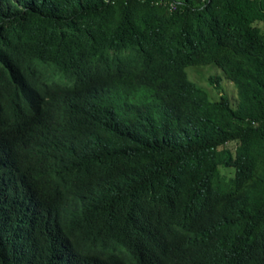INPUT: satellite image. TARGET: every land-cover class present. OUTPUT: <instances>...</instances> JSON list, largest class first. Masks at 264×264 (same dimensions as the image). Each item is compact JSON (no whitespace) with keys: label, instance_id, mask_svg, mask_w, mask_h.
I'll use <instances>...</instances> for the list:
<instances>
[{"label":"trees","instance_id":"1","mask_svg":"<svg viewBox=\"0 0 264 264\" xmlns=\"http://www.w3.org/2000/svg\"><path fill=\"white\" fill-rule=\"evenodd\" d=\"M169 1L0 0V264H199L175 260L159 230L192 200L211 239L235 249L222 264H264V251L245 256L249 236L264 245V0ZM208 63L234 102L186 78ZM43 67L68 81L41 89ZM49 124L88 134L60 141ZM221 210L240 215L236 230H220ZM98 234L103 256L76 239Z\"/></svg>","mask_w":264,"mask_h":264},{"label":"clouds","instance_id":"2","mask_svg":"<svg viewBox=\"0 0 264 264\" xmlns=\"http://www.w3.org/2000/svg\"><path fill=\"white\" fill-rule=\"evenodd\" d=\"M206 2H207L206 0H200V3L198 4V1L190 3L186 0H170L168 2V10L170 12L176 10H185L186 6L187 7L198 6V8L200 6V8H202ZM206 65L219 68L218 66L210 63L188 65V66H206ZM186 67L184 68L186 78L188 80L191 79L190 81H192L196 86H205L209 91L210 96L223 93V92H219L220 88L222 87L220 83V78L223 76L224 80L226 79L223 72L222 73L216 72L215 74H211L207 76L204 71L212 72L211 69H207L205 67L194 68L190 73V79H189L186 72ZM200 70H203L200 72V77L204 79L203 82H200L199 79H195L192 76V73L199 72ZM36 71L38 78H40L43 83L41 89H44V87L47 84H49L50 81H55V80H62L63 82L68 81V75L60 67L56 72H52L47 67H43ZM128 78L135 83H144L137 79H134V77L132 76H129ZM145 83L153 84L151 82H145ZM71 84L72 83H70L69 85ZM153 87H157V86L154 85V86L143 87L134 95L136 99L139 100L137 105L142 107L144 97L149 92L153 91ZM62 119H63V115L57 114L55 117V122H59V123L63 122ZM89 125L96 127L98 124H89ZM72 132H79L81 135H83V137L84 135L88 134L86 131L75 127L73 124H49V135L52 138H57L60 141H70L72 139H75L76 136H74ZM84 140L86 142L87 139ZM60 208H63V206H60ZM70 211H72V213L70 214V216H72L74 211L73 210ZM221 212L223 213L220 217V223H221L220 230H225V231H230L234 229L236 230L238 226H240V223L238 221V219L240 218L239 214H236L235 217L236 219L230 220L225 215L226 212L225 210H221ZM204 214H201V208L194 200L189 201L185 205L174 207L167 212L164 223L162 224V226H160L159 230L162 234L171 233L175 236L174 243L179 246V252L174 253L175 260H179L181 258V254H185L194 258V260H197L199 264H201V262H204V264H222L223 261L222 255L225 253L231 254L233 251H235V249L232 246L226 244L224 246V244L221 243L219 240L211 239L210 233L206 229V226H204L203 224ZM216 217L217 214L215 211L208 212L205 218L206 225L209 226L210 222L214 220ZM253 229L254 226H252L250 229L251 234ZM86 238H90L91 240L90 243H93L98 247L101 256L107 254L110 245L107 242L108 237L105 234L80 235L76 237V239L80 240L79 243L82 245L84 244V240ZM84 246L87 247V245ZM245 246H246V251H245L246 257L252 256L255 259L261 260L264 251V245L259 242L257 236H249L248 240L245 241ZM85 247H83V249H80L79 247L73 248L74 252L78 255L79 260H83L84 258L87 259L89 256L93 255ZM223 247L224 250L222 251ZM208 254H210V257L206 259V256Z\"/></svg>","mask_w":264,"mask_h":264},{"label":"rangeland","instance_id":"3","mask_svg":"<svg viewBox=\"0 0 264 264\" xmlns=\"http://www.w3.org/2000/svg\"><path fill=\"white\" fill-rule=\"evenodd\" d=\"M207 68V69H211L212 72H206V75L209 76L211 74H215L216 72H219V73H222V71L217 68V67H213V66H210V65H206V66H188L186 67V72H187V75L190 79V73L191 71L194 69V68ZM203 71V70H200L199 72H195V73H192V76L195 78V79H199L200 82H203V78L200 77V72ZM191 80V79H190ZM220 83L222 85V87L220 88L219 92H226L227 95L229 96V98H231V100L234 102L235 99H234V96H235V88L234 86L228 82L226 79L224 80L223 76L220 78ZM228 147H230L231 149L234 148V144L233 143H228L227 144ZM221 172L226 174V175H232L234 170L232 168H221Z\"/></svg>","mask_w":264,"mask_h":264}]
</instances>
